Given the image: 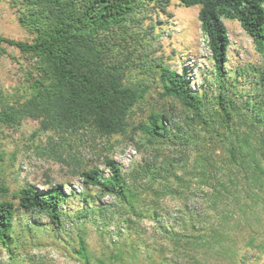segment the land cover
I'll return each mask as SVG.
<instances>
[{"label":"rangeland","instance_id":"374dc122","mask_svg":"<svg viewBox=\"0 0 264 264\" xmlns=\"http://www.w3.org/2000/svg\"><path fill=\"white\" fill-rule=\"evenodd\" d=\"M146 4L128 23L131 35L122 54L131 55L124 61L126 82L148 90L133 108L128 129L110 137L90 129H51L43 117L31 115L23 103L35 84L51 81V67L37 55L0 43V110L14 118L0 124V198L16 204L9 246L0 240V264H83L73 253L79 236L90 264L219 263L217 254L186 242L204 236L202 226L213 220L207 210L218 180L235 181L236 194L246 195L241 178L248 166L240 155V164L231 162L230 146L255 149L264 165V117L259 116L264 108V59L240 22L224 17L230 43L219 80L200 27V7L179 0ZM23 12V0H0V35L33 40L22 23ZM161 64L184 74L202 97L199 114L162 94ZM153 111L171 116L170 137L153 138L134 129ZM108 158L121 169L128 202L86 183L79 174L95 167L103 177L110 176ZM175 173L182 185L167 194L165 187L176 184ZM258 183L251 192L260 216L241 218L242 228L234 232L237 246L249 256L247 264H264V187ZM26 184L44 192L63 189L60 225L20 206L16 194ZM252 237L255 245L246 244Z\"/></svg>","mask_w":264,"mask_h":264},{"label":"trees","instance_id":"16d2710c","mask_svg":"<svg viewBox=\"0 0 264 264\" xmlns=\"http://www.w3.org/2000/svg\"><path fill=\"white\" fill-rule=\"evenodd\" d=\"M151 1L168 3L170 0H23L22 23L34 34L33 40H16L0 35V43L45 59L53 72L51 81L34 85L23 108L33 116L43 117L47 127L59 131L90 129L106 137L125 132L133 116V108L144 98L148 89L143 84L126 82L124 61L131 55L122 54V49H128V45L124 44L128 42L127 36L130 34L128 23ZM179 1L188 7H200V27L219 80L224 76L230 43L224 17L240 22L264 59V0ZM158 73L164 96L173 97L195 113H200L202 97L190 88L184 74L164 64L159 65ZM259 113L264 117L262 106ZM259 116L255 119L258 120ZM170 117L168 113L153 111L134 129L153 138H168L172 134L167 124ZM13 121L12 115L0 110V124ZM238 148L232 145L229 152L235 165L240 164V155L242 162L248 166L241 178L246 195L240 197L236 194L235 181L218 180L207 210L208 217L213 220L202 226L204 236L192 237L186 242L192 248L205 249L207 254H217L220 259L218 264H247L249 256L237 246L235 228H242L241 218L254 214L258 220L260 216L256 210L258 199L251 190L256 182L264 187V165L255 149L245 144ZM106 163L110 169L108 177H103L95 167L84 168L79 174L86 183L101 186L104 191L128 202L129 194L120 167L113 158H108ZM173 176L176 184L165 187L167 194H174L182 185V177L177 173ZM16 195L22 208L44 214L54 224L60 225V207L65 200L61 187L44 192L26 184ZM243 198L247 202H241ZM223 199L230 201L224 204ZM15 208L12 200L0 198V240L6 247L9 246L8 236ZM255 238L252 237L246 244L255 245ZM73 253L83 264H90L81 236ZM190 255L194 256L193 253Z\"/></svg>","mask_w":264,"mask_h":264}]
</instances>
